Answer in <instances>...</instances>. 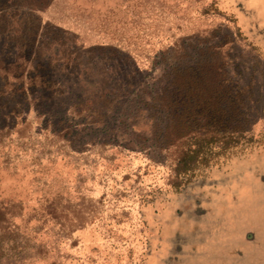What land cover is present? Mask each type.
I'll return each mask as SVG.
<instances>
[{"label": "rangeland", "instance_id": "rangeland-1", "mask_svg": "<svg viewBox=\"0 0 264 264\" xmlns=\"http://www.w3.org/2000/svg\"><path fill=\"white\" fill-rule=\"evenodd\" d=\"M29 2L51 26L0 65V264H264V0ZM83 41L148 71L133 94L124 56L69 73ZM169 94L238 146L178 175Z\"/></svg>", "mask_w": 264, "mask_h": 264}, {"label": "trees", "instance_id": "trees-1", "mask_svg": "<svg viewBox=\"0 0 264 264\" xmlns=\"http://www.w3.org/2000/svg\"><path fill=\"white\" fill-rule=\"evenodd\" d=\"M29 1L30 0H10L9 2L4 1L0 4V42L7 44L4 46L5 48H14L16 50L14 61L3 63L4 61L0 60V65L2 64V69H0L4 72V76L13 73L10 67L14 65L17 66L20 60L22 61L21 65L23 67L34 62L35 59L33 55L36 54L35 47L26 45L27 40L33 39V42L36 43L43 36L44 30L51 26L49 23L45 25L41 24L42 18L38 12L39 8H37L39 5H32ZM42 9L43 8H40V10ZM162 53L164 52H161V54ZM95 55H99V57L108 60L117 59L119 61H121L122 59L120 58L124 56L123 61L131 65L132 75L130 79L126 81L129 88L124 92L126 96L127 94L134 93V90H129L131 87V80L136 79L142 72H148L147 70H142L127 53L119 52L114 45L106 44L101 46V44H90L83 41L82 44L78 43V45H76V43H74L73 46H69L65 53V58L69 61L68 66L71 67L69 73L77 77L78 67L83 63L81 57ZM159 63V61L153 62L152 67L148 70H150V72L154 71ZM163 69L164 74L162 78H166V81L162 86H164L163 91L165 92L170 89L169 86L171 82L168 79L170 74L169 66H165ZM28 72L27 68H25V70L22 69L19 76H24ZM184 81L185 76L179 74L175 84L178 86L181 94ZM168 96H170V94L160 99L158 95L156 98H153V101L156 100L159 104H169V149H173L174 154L177 155L174 171L178 175L193 171L199 164L207 165L213 159L222 155L223 152L238 146L237 141L226 139L225 135L228 133H221L214 124L206 126L198 121L189 124L186 110L180 104L171 106L170 104H172V102ZM105 102L112 104L113 101L105 99ZM2 228L3 227L0 225V230H2Z\"/></svg>", "mask_w": 264, "mask_h": 264}]
</instances>
